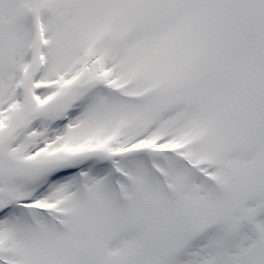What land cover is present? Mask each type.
Returning <instances> with one entry per match:
<instances>
[{"label":"snow or ice","instance_id":"1","mask_svg":"<svg viewBox=\"0 0 264 264\" xmlns=\"http://www.w3.org/2000/svg\"><path fill=\"white\" fill-rule=\"evenodd\" d=\"M0 264H264V0H0Z\"/></svg>","mask_w":264,"mask_h":264}]
</instances>
